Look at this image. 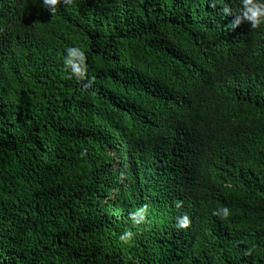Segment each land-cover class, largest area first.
Here are the masks:
<instances>
[{
	"label": "trees",
	"instance_id": "1",
	"mask_svg": "<svg viewBox=\"0 0 264 264\" xmlns=\"http://www.w3.org/2000/svg\"><path fill=\"white\" fill-rule=\"evenodd\" d=\"M225 7L0 0V264H264V28Z\"/></svg>",
	"mask_w": 264,
	"mask_h": 264
},
{
	"label": "clouds",
	"instance_id": "2",
	"mask_svg": "<svg viewBox=\"0 0 264 264\" xmlns=\"http://www.w3.org/2000/svg\"><path fill=\"white\" fill-rule=\"evenodd\" d=\"M241 7L238 12L234 13L231 7H225L223 14L225 17L233 16L234 19L230 23L231 29H236L242 23L250 22L252 29L264 28V0H240ZM43 7L51 14H55L59 7L71 8L75 7V0H42ZM63 62L66 69L70 70V78H75L77 81H84L87 79V56L85 52L79 47H68L65 50L63 56ZM87 86V85H86ZM182 206L181 203H177L176 207ZM148 206L138 208L136 211L129 213L130 220L134 226H139L146 222L148 214ZM214 215L227 218L230 215L228 207H222L215 210ZM191 226L190 217L185 214L176 218L175 227L178 230H186ZM135 233L131 230H126L119 235V241L122 244H129Z\"/></svg>",
	"mask_w": 264,
	"mask_h": 264
}]
</instances>
